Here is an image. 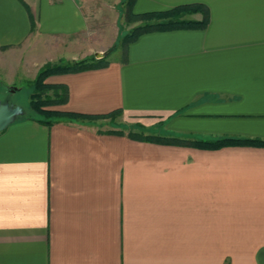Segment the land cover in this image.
I'll return each mask as SVG.
<instances>
[{"label":"crops","instance_id":"1","mask_svg":"<svg viewBox=\"0 0 264 264\" xmlns=\"http://www.w3.org/2000/svg\"><path fill=\"white\" fill-rule=\"evenodd\" d=\"M122 1L0 0L9 77L109 53L47 78L68 87L50 109L99 117L0 131V264H264V145H201L264 140V0H136L135 13L204 3L209 23L143 33L114 57Z\"/></svg>","mask_w":264,"mask_h":264},{"label":"trees","instance_id":"2","mask_svg":"<svg viewBox=\"0 0 264 264\" xmlns=\"http://www.w3.org/2000/svg\"><path fill=\"white\" fill-rule=\"evenodd\" d=\"M136 0H123V11L129 15L134 20H141L142 22L131 30L127 31L119 41V44L115 47H121L124 51L127 50V46L130 42L136 40L141 34L156 30H172V29H190V28H205L210 19L209 8L204 3H190V4H181L175 7L164 9V10H152L141 13H135L133 11V6ZM200 11L203 14L201 19H188L184 17V14L188 12H197ZM111 52V51H110ZM108 54L106 53L102 57H96L93 55L89 58H84L78 61H66L62 60L58 63H46L37 73L35 77L34 83L37 87H35V91L32 93V98L30 101L32 113L26 117L37 118L40 121L44 122H52V116L61 118H75V119H91L97 118L99 116L87 115L83 113H77L73 111H61L55 109H47L44 106L47 104H55V103H64L68 99V87L63 84L62 94H58V99L49 100L47 98L38 97V92L41 91L39 87H45L44 83L45 78L50 74L55 73H64V72H74L80 71L95 67L105 66L109 63ZM120 111H114L106 115H102L101 117L112 116L113 114H117ZM141 138L149 139V140H166L167 138H162L158 135L148 134L143 135ZM168 140V139H167ZM174 141V140H170ZM176 143L180 144H191L186 140L176 138ZM225 144H260L264 145V140L260 139H244V138H233L226 137L213 141H203L201 143L202 146L208 148H217L223 146ZM200 145V144H198ZM200 145V146H201Z\"/></svg>","mask_w":264,"mask_h":264},{"label":"rangeland","instance_id":"3","mask_svg":"<svg viewBox=\"0 0 264 264\" xmlns=\"http://www.w3.org/2000/svg\"><path fill=\"white\" fill-rule=\"evenodd\" d=\"M164 10V9H163ZM201 13L200 11L197 12H188L187 14H184V17L188 19H197L196 14ZM123 26H129V30H131L136 25L140 24L141 20H134L125 11H123ZM203 17V14H202ZM201 17V18H202ZM120 49V50H119ZM118 51L113 54L114 57L119 54V51H122V48L119 47ZM62 61V60H61ZM60 62V61H58ZM58 62H51V63H58ZM74 62V61H73ZM20 68V69H19ZM22 68V69H21ZM41 69V68H40ZM39 69V70H40ZM56 74V73H55ZM52 75V74H50ZM48 75V76H50ZM45 78L44 83L46 84L45 87H39L41 89L40 92H38V97L44 99L47 98L48 101L58 99V94L63 93V88L61 83H52L48 82L47 78ZM31 75L28 74V72L23 68L18 66L16 71H13L11 73L10 77L7 73V71H1L0 72V100L2 101H8L12 105H18L21 106L23 109V113L19 117L28 116L32 113L31 108V98L32 93L35 91L36 84L34 83V80H31ZM11 82V83H10ZM9 86H12L10 88ZM60 103L55 104H47L44 107L47 109H50L54 106L59 105ZM116 118V117H114ZM116 122H120L121 127L123 128L120 130L121 132L127 131V132H134L140 133V135H148L150 134L151 128L147 125H141L134 122H127L123 121L121 122L117 118L115 119Z\"/></svg>","mask_w":264,"mask_h":264},{"label":"water","instance_id":"4","mask_svg":"<svg viewBox=\"0 0 264 264\" xmlns=\"http://www.w3.org/2000/svg\"><path fill=\"white\" fill-rule=\"evenodd\" d=\"M105 54H96L95 56L102 57ZM22 113L23 109L21 106L12 105L8 101H0V131L16 121Z\"/></svg>","mask_w":264,"mask_h":264}]
</instances>
